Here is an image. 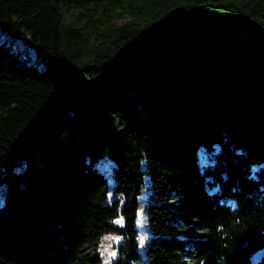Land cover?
<instances>
[{
    "label": "trees",
    "instance_id": "trees-1",
    "mask_svg": "<svg viewBox=\"0 0 264 264\" xmlns=\"http://www.w3.org/2000/svg\"><path fill=\"white\" fill-rule=\"evenodd\" d=\"M0 28L45 65L0 47V261L102 264L115 231L138 264L143 206L140 264H264V0H0Z\"/></svg>",
    "mask_w": 264,
    "mask_h": 264
},
{
    "label": "rangeland",
    "instance_id": "rangeland-1",
    "mask_svg": "<svg viewBox=\"0 0 264 264\" xmlns=\"http://www.w3.org/2000/svg\"><path fill=\"white\" fill-rule=\"evenodd\" d=\"M0 47L4 51H13L18 56V61L26 64H31L36 69L43 71L45 69L44 62L41 58L36 57L35 49L32 43L28 40V37L23 32L20 33H9L6 30L0 28ZM100 171H102L108 178L109 185L112 184V172L113 165L109 160H100L97 163ZM5 189L0 185V205L4 203ZM149 193V179H146V185L139 195V200L143 202ZM115 195L113 190H108V197L104 200L105 203H112ZM115 221L118 224L122 223V216L118 215L115 217ZM119 221V222H118ZM138 228H139V250L142 255V259L138 260V264L145 260L146 256V245L147 240L152 235L150 225L148 223V215L144 211L143 206H140L139 217H138ZM118 240V235L115 231L106 232L99 238V249L101 251L102 264H113L112 253L115 250V243ZM0 264H7L6 262L0 261Z\"/></svg>",
    "mask_w": 264,
    "mask_h": 264
},
{
    "label": "snow or ice",
    "instance_id": "snow-or-ice-1",
    "mask_svg": "<svg viewBox=\"0 0 264 264\" xmlns=\"http://www.w3.org/2000/svg\"><path fill=\"white\" fill-rule=\"evenodd\" d=\"M118 222H119V221H118ZM111 255H113V256H114V255H115V253H112Z\"/></svg>",
    "mask_w": 264,
    "mask_h": 264
}]
</instances>
